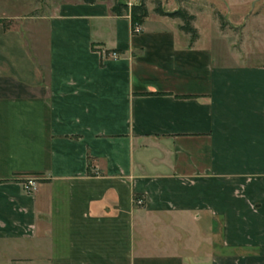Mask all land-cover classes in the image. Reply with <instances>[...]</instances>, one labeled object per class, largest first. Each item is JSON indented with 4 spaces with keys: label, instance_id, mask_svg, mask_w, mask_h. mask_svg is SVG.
<instances>
[{
    "label": "crops",
    "instance_id": "obj_1",
    "mask_svg": "<svg viewBox=\"0 0 264 264\" xmlns=\"http://www.w3.org/2000/svg\"><path fill=\"white\" fill-rule=\"evenodd\" d=\"M114 1L0 12V264H264V0Z\"/></svg>",
    "mask_w": 264,
    "mask_h": 264
},
{
    "label": "trees",
    "instance_id": "obj_2",
    "mask_svg": "<svg viewBox=\"0 0 264 264\" xmlns=\"http://www.w3.org/2000/svg\"><path fill=\"white\" fill-rule=\"evenodd\" d=\"M87 3H95L101 0H83ZM180 2L182 0H179ZM155 7L154 11L163 16H170L172 18H178L181 20L180 29L187 32L191 36V43L195 42L199 37V31L197 27H195V19L196 16L192 14L185 7L180 6L178 9L173 11H168L164 8L162 0H153ZM111 10L113 14L118 16L129 15L131 18L132 29L135 32L134 27L135 24H143L146 18L149 16V9L147 6V0H140V3L133 4L130 6L125 0H115L112 4ZM217 15L221 27L224 29L226 23L224 21V16L219 12L215 11Z\"/></svg>",
    "mask_w": 264,
    "mask_h": 264
},
{
    "label": "rangeland",
    "instance_id": "obj_3",
    "mask_svg": "<svg viewBox=\"0 0 264 264\" xmlns=\"http://www.w3.org/2000/svg\"><path fill=\"white\" fill-rule=\"evenodd\" d=\"M20 1L22 6L20 5H17V2ZM24 0H3L1 1L0 0V12L2 11H7V12H14L15 8L18 7V8H23L22 10H25V9H30V8H37L38 10H41V9H46L47 10V7L49 6H53L55 3L61 1V0H37L38 1V4H34L33 7H29L30 5L29 4H26L23 2ZM27 1V0H25ZM212 2L214 3V5L212 6H215V0H212ZM29 3V2H28ZM185 5H188V4H185ZM204 6V10H205V15H203L201 18V24L203 26L204 29H207L208 31H213L214 29V26L212 24V19L210 17V15H208V9L207 7H209L207 4H203ZM202 7V6H201ZM251 11H254L255 14H260V12L262 11V24L260 22V20H258V23H254L255 22V19L251 20V26L252 25H257L255 27H252V28H255L256 30L253 31V33L255 34L256 32H262V34L258 35V36H254L252 37V39L254 40L253 43L255 42H260L261 45H255V46H252L253 48H257L258 50H254V51H251V52H243L242 54L245 55V57L249 58V61L252 62L253 64H259V63H263L264 62V27H263V24H264V4L262 2H255V3H252L251 4ZM210 17V18H209ZM260 19V18H259ZM224 21L226 23L224 29L226 28H229L230 29V23L227 21L226 17L224 16ZM244 23V22H243ZM246 24V23H245ZM243 28H236L235 32L236 34L238 35L239 38H245L244 36V33H243ZM250 28V26H249ZM243 35V37H242ZM228 56H229V53H226Z\"/></svg>",
    "mask_w": 264,
    "mask_h": 264
},
{
    "label": "built area",
    "instance_id": "obj_4",
    "mask_svg": "<svg viewBox=\"0 0 264 264\" xmlns=\"http://www.w3.org/2000/svg\"><path fill=\"white\" fill-rule=\"evenodd\" d=\"M129 4V3H128ZM130 6H132L133 4H129ZM134 30L136 33L140 32L142 30V25L141 24H135ZM111 56H113L114 58L119 56V53L114 51L111 52ZM24 188L26 191L28 192H33L37 189L38 183L35 177H29L26 179L25 183L23 184ZM139 202H142L141 200H139Z\"/></svg>",
    "mask_w": 264,
    "mask_h": 264
}]
</instances>
